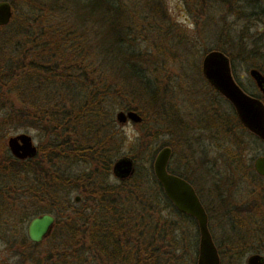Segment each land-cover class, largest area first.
<instances>
[{
    "label": "trees",
    "instance_id": "1",
    "mask_svg": "<svg viewBox=\"0 0 264 264\" xmlns=\"http://www.w3.org/2000/svg\"><path fill=\"white\" fill-rule=\"evenodd\" d=\"M9 1L13 16L0 25V134L10 125L38 128L48 136L40 157L49 168L41 163L31 166L37 178L33 191L46 195L36 206L66 217L48 263L196 264L197 221L164 193L152 167L161 146L150 147L161 132L160 122L173 117L183 124L182 100L176 99L173 88L175 82L190 80L191 69H199L189 43L180 44L185 30L156 0ZM210 49L215 48L206 47L203 55ZM200 68L203 82L223 103L214 111L202 98L200 128L224 140H215V146L222 151L226 147L229 158L219 166L218 158L210 157V148L200 145V157L186 159L194 163L192 168L176 169L169 163L168 170L189 180L198 195L207 190L215 198L219 186L229 190L218 179L237 190L246 177L250 188L243 206L250 208L246 210L250 217L235 221L254 228L256 220L264 224V212L256 219L254 214L264 206V175L245 161L243 150L264 142L244 133L252 141L240 150V136L224 133V128L240 123ZM115 109H135L142 115L129 148L135 171L123 179L112 172L114 160L126 154L121 151L124 137L114 128ZM56 158L88 166L77 173L60 168L55 173L51 166ZM22 164L13 158V172L29 168ZM200 181L208 183L200 189ZM73 191L82 195L81 202H73ZM236 238L227 234L228 246L219 245L220 264H244L247 248L235 244Z\"/></svg>",
    "mask_w": 264,
    "mask_h": 264
},
{
    "label": "rangeland",
    "instance_id": "2",
    "mask_svg": "<svg viewBox=\"0 0 264 264\" xmlns=\"http://www.w3.org/2000/svg\"><path fill=\"white\" fill-rule=\"evenodd\" d=\"M163 7L165 6L168 12V17L175 21L182 30H185L186 36L180 42L181 45L189 43L192 50L195 52L197 57L199 69H191L189 72L190 80L187 83L179 85L177 82L175 85L174 92L180 98L179 109L181 113L179 117L182 119L183 124L180 125L179 119L173 121V117L160 122L161 132L152 141L150 147L156 148L157 146L169 145L172 148V156L170 164L176 169H183L187 166L189 169L194 164L192 161L186 160L188 157L199 158L200 157V145L202 148H210V157L218 158L219 166L222 165L223 160H227L229 155L226 153V147L223 151L219 146L216 145V141L224 142V140H218L215 136L209 135L208 131L200 128V117L201 104L205 98L206 103H209L213 110L219 111L222 108V102L219 101L215 92L212 91L209 85H205L201 78L200 67L203 57V53L206 51V47L210 48H224V51L230 57L234 72L237 76L242 79L246 84L251 85L250 76L248 74V67L252 63L260 65L264 68V12L258 11L253 12L254 6L264 7V0H156ZM200 32V34H199ZM181 40V39H180ZM172 41V40H171ZM175 41V37L173 38ZM145 45V42H143ZM179 44V45H180ZM178 91V92H177ZM180 91V92H179ZM183 97L185 102H183ZM188 97H191L190 100ZM203 98V99H202ZM179 101V100H178ZM117 109L114 111V117ZM2 111L0 110V113ZM178 121V122H176ZM116 134L124 137V143L121 146L122 153L130 154L129 148H131L135 141V136L138 133L137 124L133 121H126L124 123L115 122ZM152 126L155 124L151 121ZM26 131L30 133L35 143L41 142L45 144L48 136L45 132L38 128L24 127L15 129L8 125L2 131V135L14 134L17 132ZM212 131H215L212 128ZM224 133L232 138L235 135L233 132H229L228 129H223ZM239 149L241 150L245 144L249 146L248 142L252 141L250 136L244 133H238ZM216 140V141H215ZM3 140L0 137V149ZM253 143V142H252ZM149 147V146H148ZM133 148V147H132ZM245 152V161L248 163L253 162V159L258 154H264V143L257 141L253 143V146H249ZM144 159V156H142ZM38 162V161H37ZM56 168L64 169L65 172L77 173L87 168L88 164L83 161L70 162L69 160H57ZM187 162V163H185ZM189 162V164H188ZM41 163L43 167L49 168V162L45 159L40 158L39 163H32L38 165ZM54 166L55 164L52 163ZM53 166H51L53 168ZM14 167V166H13ZM19 167V166H18ZM29 169V168H28ZM22 170L14 174L16 182L14 185L23 183L22 187L27 193H24L25 199L28 196V200L24 201V197L20 196V193L14 192L12 198L13 211H19L21 206H31L33 202L29 200V189L35 188L36 173L32 172L33 169ZM30 171V172H28ZM113 176V175H112ZM114 177V176H113ZM115 178V177H114ZM219 183L225 186H229V190L225 192L231 193V199L233 204L232 211L235 214L243 213L247 214L243 209L239 207L243 206L244 200L247 198L248 189L250 188V182L246 177H242L240 180L239 188L235 190V187L229 185V182H225L224 178L218 179ZM231 181V180H230ZM196 182V181H195ZM37 183V182H36ZM207 181H200V189L205 186ZM197 184V182H196ZM198 185V184H197ZM21 188V189H22ZM20 189V187L18 188ZM73 195L75 192L72 193ZM202 200L207 202L213 213L212 220V232L222 246H228V239L225 240L227 234H233L236 238L235 244L239 247L246 246V250L243 253L244 264H246V258L250 252L259 250L264 254V234L261 229L264 227L262 221H255L252 228L250 224L245 221L243 224H239V221H231L226 223H216V211L219 210L220 206L216 202V198L210 196L207 190L200 191ZM199 194V197H200ZM229 196V194H227ZM44 198V195H43ZM44 199L41 200V203ZM262 210V211H261ZM260 212H264V206L261 207ZM255 219L260 216L255 211ZM14 216V214H13ZM245 215H241V218H245ZM247 216V215H246ZM61 221L62 217L60 218ZM223 221V220H221ZM234 223L238 228L239 235L236 234V230L231 229L229 226ZM234 226V225H233ZM260 229V230H259ZM49 244L45 242L38 246V254H45V250L49 249ZM4 245L0 240V253H5ZM10 252V251H9ZM12 253H15L12 251ZM56 264V263H51Z\"/></svg>",
    "mask_w": 264,
    "mask_h": 264
},
{
    "label": "water",
    "instance_id": "3",
    "mask_svg": "<svg viewBox=\"0 0 264 264\" xmlns=\"http://www.w3.org/2000/svg\"><path fill=\"white\" fill-rule=\"evenodd\" d=\"M13 16L12 5L9 0H0V25H6ZM202 72L206 79L225 95L234 105L240 120L264 140V107L258 100L247 95L232 77L229 58L221 50L213 49L202 57ZM256 84L264 92V74L257 68L249 70ZM116 121L140 122L142 115L135 109H118L115 113ZM8 145L12 153L20 158L33 155L36 147L31 135L20 132L8 138ZM172 148L169 145L161 146L152 161L153 172L160 182L164 193L177 209L192 215L199 232L198 253L196 264H220L217 247L211 236L207 224V213L193 184L185 177L168 170ZM254 169L264 175V154L254 158ZM135 171L133 158L128 154L118 156L112 165L113 175L123 179ZM78 199V195L76 196ZM54 217L43 213L31 219L28 232L33 240L43 238L50 230ZM264 256L260 253H251L246 258V264H263Z\"/></svg>",
    "mask_w": 264,
    "mask_h": 264
},
{
    "label": "flooded vegetation",
    "instance_id": "4",
    "mask_svg": "<svg viewBox=\"0 0 264 264\" xmlns=\"http://www.w3.org/2000/svg\"><path fill=\"white\" fill-rule=\"evenodd\" d=\"M254 10L253 12H258V11H262L264 12V7H258L256 8V5L254 6ZM218 49V48H215ZM213 50V49H210ZM208 50V51H210ZM221 50L223 53H225L227 56L228 54L222 50V49H218ZM207 51V52H208ZM258 52H264V51H258ZM204 56V55H203ZM229 58V66H230V71L232 74L233 79L235 80V82L238 84V86L250 97L258 100L260 103L263 104L264 107V92L260 89V87L256 84L255 80L253 79V77L249 74V70L253 67L257 68L260 72H262L264 74V69H261L260 67L254 65V64H250L248 67V74L250 76V82L251 85L246 84L242 79H240L237 74L234 72V68H233V64L232 61ZM202 63V61H201ZM221 93V92H220ZM222 94V93H221ZM223 95V94H222ZM218 97V96H217ZM223 97H225L229 103V105L232 107V110L234 111V117L235 119L239 121L240 125H235L230 127L228 130L229 132H233V133H252L256 136H258L253 130L249 129L239 118L238 113L236 111V108L234 107L233 103L225 96L223 95ZM219 98V97H218ZM219 101L220 98H219ZM21 132H26V131H21ZM20 133V132H17ZM17 133L14 134H9L6 136L0 134V137L3 140L1 149H0V240L2 241L5 250V253H0V264H50L48 263V260L50 257V253H51V245H54L56 242V239H58L59 235H60V230H61V225L64 224L66 217L63 216L62 220H60L61 216H57L52 210L50 209H37L36 206V202L39 204L41 203V200L44 199L46 197L45 193L43 190H40L38 192L33 191L32 189H29V200L33 202V205L29 206H21V208L19 209V211H13L14 209L12 208V198H13V193L17 192L20 193L21 197H24V192L25 190L22 188L24 186V184L22 183L21 186L19 185H14V183L16 182V180L13 178L14 174H13V158L22 161V165L25 167H29V169H31V166H34L32 163L37 162V160H40V153L42 154V151H40L41 146H45L46 147V143L43 145L41 144V142L39 143H35L33 136L31 135V139L33 144L36 147V151L33 155H27L23 158L17 157L15 156L9 145H8V138L11 135H15ZM260 139H262L260 136H258ZM262 141L264 142V140L262 139ZM49 152V150L47 151ZM54 155H56L54 153ZM260 155V154H258ZM172 156V155H171ZM257 156V155H256ZM255 156V157H256ZM254 157V158H255ZM203 159V158H202ZM170 162V161H169ZM254 162V159H253ZM252 162V165H253ZM52 163H54V167L53 170H55L54 172L56 173V170H59V168H56V162L55 159H52ZM254 167V165H253ZM26 169V168H25ZM28 169V168H27ZM28 169V170H29ZM51 170V169H50ZM256 171V170H255ZM259 174V173H258ZM261 175V174H259ZM194 186V185H193ZM20 187V189H18ZM22 188V189H21ZM75 192V191H73ZM71 192L70 193V197L73 200L74 203H79L81 202L82 199V195L78 192H75V194L73 195ZM227 194H229V196H227ZM44 195V198H43ZM78 195V199H76V196ZM217 195V193H216ZM24 201L28 200V196L25 199V197L23 198ZM200 200L205 208V211L207 213V224H208V228L209 231L211 233V236L214 240V243L217 247L218 250V254L219 257L220 255V250H219V245L220 243L217 242L213 232H212V220H213V213L211 211V208L208 206L207 202L202 200V197L200 195ZM216 202L217 204L220 206L219 210L216 211V223H226L228 224V222L230 223L231 221H235V220H239L242 221L246 218H249L250 216H246L247 214H243V213H239V214H235L232 209L233 207L230 205L232 202L231 199V193L229 192H225L222 191V189H220L219 186V191H218V195L216 197ZM240 210H244L246 211L247 208L246 206H240L239 207ZM43 213H49L54 217V221L53 224L49 230V232L41 239L38 240H33L30 236H29V232H28V226L29 223L31 221L32 218H34L35 216H38L40 214ZM258 215H261L262 212H257ZM14 214V216H13ZM241 215H245V218H241ZM259 218V217H257ZM223 220V221H221ZM234 226L235 224L232 223ZM240 224V223H239ZM233 225H230L229 227L234 229L235 227ZM227 240V239H225ZM45 242H47L49 245V249L45 250V254H38V246L41 244H44ZM10 251V252H9ZM15 252V253H12ZM38 251V252H37ZM260 253L264 256V254L259 251V250H255L251 253ZM248 254V255H249ZM221 259V257H220ZM50 261V260H49Z\"/></svg>",
    "mask_w": 264,
    "mask_h": 264
}]
</instances>
